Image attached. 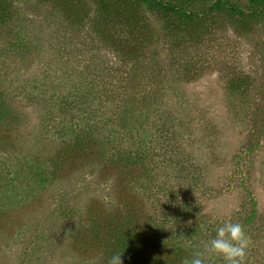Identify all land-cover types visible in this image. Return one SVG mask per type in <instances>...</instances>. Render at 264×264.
Returning a JSON list of instances; mask_svg holds the SVG:
<instances>
[{
    "label": "rangeland",
    "instance_id": "rangeland-1",
    "mask_svg": "<svg viewBox=\"0 0 264 264\" xmlns=\"http://www.w3.org/2000/svg\"><path fill=\"white\" fill-rule=\"evenodd\" d=\"M126 1L105 23L94 0H0V264L127 257L117 220L181 264L240 223L245 264H264V19L242 33L207 17L191 25L201 40L177 45L157 12ZM238 77L249 88L232 90ZM74 141L84 159L68 156Z\"/></svg>",
    "mask_w": 264,
    "mask_h": 264
},
{
    "label": "trees",
    "instance_id": "trees-1",
    "mask_svg": "<svg viewBox=\"0 0 264 264\" xmlns=\"http://www.w3.org/2000/svg\"><path fill=\"white\" fill-rule=\"evenodd\" d=\"M96 2V7L98 8L99 16L101 17V21H105L108 23L112 21V19H119L121 16L119 14L120 8L117 7V0H94ZM197 1V0H196ZM201 1V0H199ZM238 0H209L207 7H203L202 10L194 11L190 9L194 0H127V4L130 5H145L151 11L157 12L159 16L165 22L164 27L166 29V37L167 40L180 45L182 43H189L192 41L201 40L202 36L205 35L204 30L200 26H192V23L195 22L200 24L207 17H215L218 15H223V20L229 21V23H233L235 27H238V32L249 33L252 31V24L254 22H258L261 19H264V0H247L244 6L239 3H235ZM129 5V6H130ZM140 27L144 30L146 28L142 25ZM138 41V40H137ZM247 78L238 77L233 78L230 81V88L232 90L241 89L242 91L246 88H249ZM248 85V87H247ZM1 105V102H0ZM88 143L77 142L74 141L73 144H69L68 148V156H71L72 160L78 159L79 156H82L83 159L87 156V151L90 150L87 147ZM89 155V154H88ZM40 165L35 169V173L33 174L34 178H39L42 182V186L44 182L46 183V179L43 178V174L45 173V161L39 162ZM38 180V179H37ZM44 187V186H43ZM12 187L8 189L7 192H12ZM15 190V189H13ZM6 193V192H4ZM4 193L1 196V201L3 202ZM32 193V192H31ZM15 196V193L13 194ZM5 204L6 201L4 202ZM136 200L134 203L130 202L127 211L129 212V218H134V213L139 211L140 206L136 205ZM253 214L249 216L252 219ZM118 221V220H117ZM117 221L109 222L107 226L110 229L111 236L118 241L121 249L120 253L127 252L126 256L122 254L124 260L127 258L126 262L128 264H181L174 258V255L167 257L165 261L161 260L162 258L153 254L150 248L145 246L143 241V237H136L132 231H134L135 225L131 226V231L126 230L122 223L119 225ZM105 226V225H104ZM162 227L160 224H154V238L157 240V236L155 234V230ZM168 238L163 244L164 248L163 252H166V248L171 249L176 246V241L173 239V234L168 233ZM103 238L104 234H103ZM101 238V239H103ZM122 238V239H121ZM106 239V238H105ZM130 244V248H126ZM138 255H142L144 258L143 262L138 260ZM145 261V262H144ZM147 261V262H146Z\"/></svg>",
    "mask_w": 264,
    "mask_h": 264
},
{
    "label": "clouds",
    "instance_id": "clouds-1",
    "mask_svg": "<svg viewBox=\"0 0 264 264\" xmlns=\"http://www.w3.org/2000/svg\"><path fill=\"white\" fill-rule=\"evenodd\" d=\"M249 242L240 223L227 221L215 229V236L205 244L204 251L195 253L190 260L185 258L182 264H206L205 253L221 256L225 264H245ZM108 264H123L122 255H112Z\"/></svg>",
    "mask_w": 264,
    "mask_h": 264
}]
</instances>
